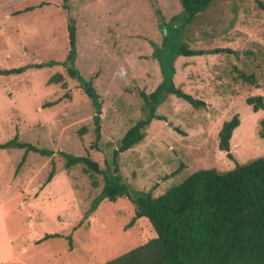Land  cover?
<instances>
[{"label": "rangeland", "instance_id": "rangeland-1", "mask_svg": "<svg viewBox=\"0 0 264 264\" xmlns=\"http://www.w3.org/2000/svg\"><path fill=\"white\" fill-rule=\"evenodd\" d=\"M41 1L63 2L0 0V72L36 59H64L65 9L18 14ZM68 1L77 27L76 68L92 81L102 103V136L91 159L104 170L125 132L147 115L139 92L151 93L162 79L150 44L160 46L163 38L152 2L166 21L181 6L179 0ZM176 35L192 49L228 48L241 54L176 60V86L205 106L193 108L169 96L157 108L164 120H152L143 142L118 158L123 182L152 197L198 170H231L234 162L218 149V132L234 115L240 121L230 140L235 161L264 156L258 135L264 110L254 113L245 103L251 96L264 99V0H216L184 36ZM242 72L254 76L255 84L244 82ZM56 73L60 68L0 74V145L17 136L52 152H30L18 168L24 151L0 148V264H103L154 238L145 218L126 228L134 215L127 198L105 200L84 217L102 188V174L85 172L81 165L66 169L61 152L80 155L93 143L94 111L73 81L66 89L49 85ZM52 164L54 176L42 186ZM55 234L60 237L44 240Z\"/></svg>", "mask_w": 264, "mask_h": 264}, {"label": "trees", "instance_id": "trees-1", "mask_svg": "<svg viewBox=\"0 0 264 264\" xmlns=\"http://www.w3.org/2000/svg\"><path fill=\"white\" fill-rule=\"evenodd\" d=\"M215 1L179 0L181 11L169 21H166L156 2H152L158 19L157 26L163 38L160 46L154 42L150 44L162 79L151 93L139 92V97L147 108V115L137 120L125 132L118 148L113 151L111 165L106 166L104 170H100L97 162L91 159V151L98 152V143L102 136L100 117L102 103L92 81L84 79L76 68L77 27L69 1L63 0L62 4L41 1L18 11V14H22L43 7H54L65 9L68 13L64 25L66 53L62 61L36 59L25 66L1 71L0 74L9 76L22 74L27 69L41 71L60 68V73L49 77L47 83L59 89H66L68 80H71L90 101L94 111L93 143L80 155L61 152L66 169L81 165L85 172L102 174V188L91 201L84 217L87 218L94 213L105 200L115 202L119 198H127L133 206L134 215L126 228H131L137 220L145 218L153 230L154 238L103 264H264V156L246 163L235 161L230 152V140L240 125L238 115L224 121L218 132V149L234 162L231 170L225 172L215 169L198 170L179 184L169 187L164 193L152 197L150 192L131 191L123 182L118 169L120 154L143 142L152 120H164L157 114V108L169 96L180 99L193 108L205 106L202 101L176 86L174 76L175 62L178 58L217 54L239 57L241 54L228 48L192 49L184 41L175 39L177 33L184 36ZM240 78L244 82L255 84V78L251 74L242 72ZM245 103L254 113L264 110V99L260 95L248 97ZM78 134L85 135V129L81 128ZM258 135L264 140V117L259 121ZM11 147L24 151L18 168L30 152L41 156L52 154L50 150L19 142L17 136L0 145V148ZM54 173L52 164L42 186H46L52 180ZM92 184L95 187L97 185L95 181H92ZM81 224L82 221L78 222L73 230ZM52 237L60 236L45 235L44 240ZM66 240L71 250L72 237L68 235Z\"/></svg>", "mask_w": 264, "mask_h": 264}]
</instances>
